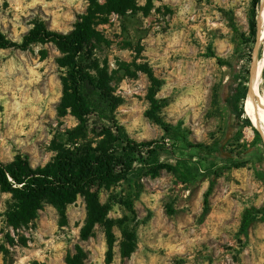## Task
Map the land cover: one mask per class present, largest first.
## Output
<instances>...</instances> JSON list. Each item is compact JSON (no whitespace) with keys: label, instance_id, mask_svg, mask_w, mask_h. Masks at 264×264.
<instances>
[{"label":"rangeland","instance_id":"obj_1","mask_svg":"<svg viewBox=\"0 0 264 264\" xmlns=\"http://www.w3.org/2000/svg\"><path fill=\"white\" fill-rule=\"evenodd\" d=\"M117 1L0 0V34L19 44L37 23L69 33L93 10L86 93L99 113L86 123L70 110L60 115L66 69L53 44L0 48V161L28 156L37 168L62 151L107 150L114 120L134 141L163 147L161 161L189 167L192 177L184 183L167 170L152 176L136 164L127 182L96 194L110 209V229L89 218L95 189L64 213L43 202L37 218L17 229L8 223L12 195L0 189V264H74L77 257L80 264H264V143L234 99L251 70V0H123L124 9ZM262 8L264 0L252 60L257 54L263 62L264 103ZM152 95L167 102L159 117L170 132L147 115ZM249 211L254 221L242 231ZM151 213L162 228L187 225L154 232L147 243L141 225Z\"/></svg>","mask_w":264,"mask_h":264},{"label":"trees","instance_id":"obj_2","mask_svg":"<svg viewBox=\"0 0 264 264\" xmlns=\"http://www.w3.org/2000/svg\"><path fill=\"white\" fill-rule=\"evenodd\" d=\"M122 1L118 0L117 5L121 9L127 8L126 6L122 7ZM261 1L251 0V37L248 42L252 44V47L247 56L251 70L248 68L246 77L239 82L234 96L235 102H241L243 105L248 95L254 63L252 50L253 45L255 46L257 42L258 11ZM94 20L95 13L88 9L83 16L78 17L74 29L69 33L53 31L48 29L43 22L37 23L24 37L22 44L9 41L0 34V48L2 49L26 50L38 43H51L58 49L61 56L56 61L61 68L66 69V75L62 77L64 95L59 105V112L61 116H64L70 110L81 123H86V118L92 114L99 115L96 103L90 101L86 93L89 76L85 71V61L90 59L93 54L89 44ZM149 100L152 109L147 113L148 117L170 132V128L159 117L161 108L166 106L167 102L160 103L155 100L153 95L149 97ZM239 114L241 115V112ZM113 124L116 137L114 144L107 150L87 148L77 152L62 151L45 166L37 168L31 164L28 156L17 155L8 164L0 161V189L2 192L11 194L14 200V204L8 212L9 225L17 229L37 218V212L43 202L51 203L64 213L66 207L75 202L79 196L87 197L91 190L95 189L97 192L94 195L95 203L88 208L89 218L94 223L103 224L110 229L113 224V221L107 218L110 209L98 202L96 194L101 189L114 186L121 181L127 182L130 173L138 163L144 164L152 176H158L161 170H167L176 173L178 179L184 183L190 180L192 173L189 167L183 165L174 167L161 161L163 147L155 142H136L128 135L123 126L114 120ZM174 136L178 137L179 133H175ZM236 167L238 168L240 165ZM208 193L204 195V214L208 212ZM169 212L172 214L171 210ZM249 214L244 217L242 231L247 230L254 221L251 211ZM133 238L135 239V235ZM133 251L134 248L131 247L126 250L124 256L129 257ZM71 263L80 264L81 258L77 257Z\"/></svg>","mask_w":264,"mask_h":264},{"label":"bare ground","instance_id":"obj_3","mask_svg":"<svg viewBox=\"0 0 264 264\" xmlns=\"http://www.w3.org/2000/svg\"><path fill=\"white\" fill-rule=\"evenodd\" d=\"M262 10L264 9L262 8ZM262 41H263V37L262 39H260L258 43L259 46L261 45ZM262 70H263V62H260V59L256 54L252 66L248 95L245 100L244 108L247 116L250 117L253 127H255L260 132L264 143V103L259 93Z\"/></svg>","mask_w":264,"mask_h":264},{"label":"crops","instance_id":"obj_4","mask_svg":"<svg viewBox=\"0 0 264 264\" xmlns=\"http://www.w3.org/2000/svg\"><path fill=\"white\" fill-rule=\"evenodd\" d=\"M147 206H148V208H152V210L154 212V209L151 206V204H149ZM160 214L162 216H164L165 218H169V216H173V215H169L165 212H161ZM182 217H183V219H185V218H187V215L182 214ZM183 221L184 222H180V223H174V224L172 223V224L165 226V228H162V225L160 223H158V213H151V216L147 218L146 223H144V224L142 223L141 227L143 228V231L145 233L147 243H149V242L151 243V242H153L152 240H154L157 237L156 233H154V232L159 233L163 229L166 231H171V232L185 229L183 227L187 225V223H185L186 219Z\"/></svg>","mask_w":264,"mask_h":264},{"label":"built area","instance_id":"obj_5","mask_svg":"<svg viewBox=\"0 0 264 264\" xmlns=\"http://www.w3.org/2000/svg\"><path fill=\"white\" fill-rule=\"evenodd\" d=\"M151 148H153V147H151Z\"/></svg>","mask_w":264,"mask_h":264}]
</instances>
